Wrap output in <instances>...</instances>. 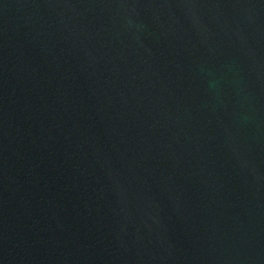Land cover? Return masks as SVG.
Listing matches in <instances>:
<instances>
[{"label": "water", "instance_id": "water-1", "mask_svg": "<svg viewBox=\"0 0 264 264\" xmlns=\"http://www.w3.org/2000/svg\"><path fill=\"white\" fill-rule=\"evenodd\" d=\"M0 264H264V0H0Z\"/></svg>", "mask_w": 264, "mask_h": 264}]
</instances>
